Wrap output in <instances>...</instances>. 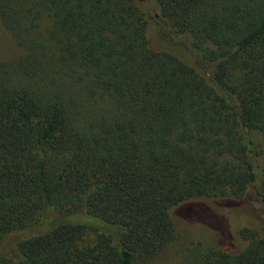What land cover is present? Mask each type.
I'll list each match as a JSON object with an SVG mask.
<instances>
[{
	"label": "trees",
	"instance_id": "obj_1",
	"mask_svg": "<svg viewBox=\"0 0 264 264\" xmlns=\"http://www.w3.org/2000/svg\"><path fill=\"white\" fill-rule=\"evenodd\" d=\"M146 6L0 0L20 49L0 58V264H141L177 238L173 206L251 188L262 221L206 208L223 233L184 264H264V0ZM149 16L195 63L149 46Z\"/></svg>",
	"mask_w": 264,
	"mask_h": 264
},
{
	"label": "rangeland",
	"instance_id": "obj_2",
	"mask_svg": "<svg viewBox=\"0 0 264 264\" xmlns=\"http://www.w3.org/2000/svg\"><path fill=\"white\" fill-rule=\"evenodd\" d=\"M147 9L149 8V0H147ZM146 35L149 46L157 49H164L177 55L180 59L187 63H195L193 53L186 46L176 44L172 39L163 35L155 20L149 16L146 27ZM20 52L18 46L14 43L10 33L0 23V58L8 59L16 56ZM257 137L261 144V151L257 157L258 165L264 164V134ZM256 138V139H257ZM260 184L264 185V176L261 177ZM264 188V187H263ZM250 202L242 204H234L230 206L227 200H220L219 202L204 203L199 201H186L181 204L173 206L170 210L173 220L175 222L178 236L175 240L165 244L158 253L151 259L141 264H184V247L189 238L198 237L203 242H208L214 235L213 229L221 235L224 227L220 224L213 214L206 210V208H214L221 214L218 219L227 227L240 226L247 222L249 216L256 215L259 221L263 214L262 204L258 201L253 189H249ZM208 205V206H207ZM236 228H233V231ZM18 238L17 233H7L0 241V249L7 248Z\"/></svg>",
	"mask_w": 264,
	"mask_h": 264
}]
</instances>
